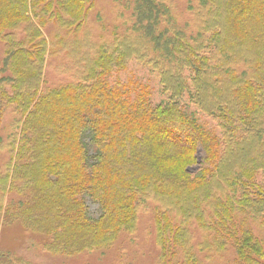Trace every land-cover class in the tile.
<instances>
[{
    "label": "trees",
    "instance_id": "obj_1",
    "mask_svg": "<svg viewBox=\"0 0 264 264\" xmlns=\"http://www.w3.org/2000/svg\"><path fill=\"white\" fill-rule=\"evenodd\" d=\"M127 1L132 29L115 47H98L77 82L44 90V28H79L93 2L0 0V115L11 106L23 119L20 156L0 171V193L24 194L0 221L34 229L48 252L73 256L133 232L140 204L153 197L167 201L164 228L176 232L168 264L211 256L206 242L194 250L193 226L214 232V250L234 242L236 264H264V241L250 227L264 213V0H202L193 35L164 0ZM132 59L159 73L167 102L155 105L147 89L132 98L128 85L110 80ZM185 95L219 120L220 138L184 111ZM165 131L179 142L157 150L153 140ZM3 141L0 134V148ZM199 150L204 166L190 174ZM0 264L23 263L0 250Z\"/></svg>",
    "mask_w": 264,
    "mask_h": 264
},
{
    "label": "rangeland",
    "instance_id": "obj_2",
    "mask_svg": "<svg viewBox=\"0 0 264 264\" xmlns=\"http://www.w3.org/2000/svg\"><path fill=\"white\" fill-rule=\"evenodd\" d=\"M201 1L164 0L163 2L171 10L178 27L185 30L188 35H193L196 18H198L195 13L200 8ZM92 2L93 7L79 28L69 31L52 23L44 28L43 33L49 47L43 74L44 90L77 82L82 78V71L86 64L96 56L95 52L98 47H115L119 37L132 29V9L127 0H92ZM2 55L3 47L0 45V59ZM242 68H245V65H242ZM110 80L113 83L119 81L122 85H128L132 98H135L136 92L140 89H147L145 93L155 105L168 101V96L163 92L159 73L139 60H130L126 68L114 73ZM179 101L184 111L192 114L199 125L211 135L221 137L222 129L219 120L194 104L189 99V95H185ZM2 113L0 134L4 141L0 148V171L4 172L7 167L9 168L10 162H16V157L20 156L18 144L20 138L23 137L21 136L23 131L19 123L21 124L23 119L14 112L11 106H4ZM56 128L58 130V126ZM171 134L173 133L165 131L162 135L156 136L153 142L158 143L157 150L165 146L166 142H179L178 136L173 137ZM196 157L198 161L187 168L190 174L199 173L204 166V153L199 150ZM196 167L198 168L193 169ZM167 172L180 175L172 170ZM259 174L257 184L264 185V174L263 172ZM10 181L12 182V176ZM15 183L13 186H20L22 182ZM23 196L22 191L16 190L15 192L12 187L8 188L4 195L3 192L0 193V210L9 208L8 204H12ZM134 201L139 203L140 196H136ZM166 202L148 197L138 208L137 226L133 232H120L110 247L88 249L73 256L48 252L43 247L44 235L35 232L34 229L33 232L30 229L26 230L19 222L3 225L0 221V250L12 252L15 260L23 264H168L165 254L168 250H172V253L176 251L173 244L176 232L175 230L166 231L164 228L161 214L167 211L162 209ZM88 206L90 215L97 218L99 216L98 206L91 201H88ZM3 211L2 209V216ZM158 218L160 223L157 222ZM250 227L264 241V213L258 219L251 220ZM192 233L194 250H198L199 245L205 242L212 249L211 256L207 254L208 257H206L205 253L199 254L201 260L199 264H236L237 255L234 242L229 240L226 246L222 243V249L218 247L214 250V247L218 245H212L214 244L211 241L213 231L193 226ZM176 263L177 260H173L172 264ZM178 264H181V259Z\"/></svg>",
    "mask_w": 264,
    "mask_h": 264
},
{
    "label": "water",
    "instance_id": "obj_3",
    "mask_svg": "<svg viewBox=\"0 0 264 264\" xmlns=\"http://www.w3.org/2000/svg\"><path fill=\"white\" fill-rule=\"evenodd\" d=\"M199 162H200V160H199ZM198 167H196V168H193V169H197Z\"/></svg>",
    "mask_w": 264,
    "mask_h": 264
}]
</instances>
